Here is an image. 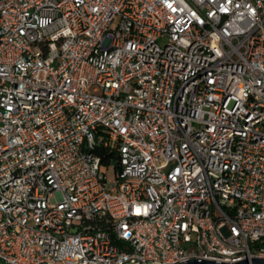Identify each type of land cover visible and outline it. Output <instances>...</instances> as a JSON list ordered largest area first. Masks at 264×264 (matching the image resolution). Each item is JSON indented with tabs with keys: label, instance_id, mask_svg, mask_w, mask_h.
<instances>
[{
	"label": "built area",
	"instance_id": "built-area-1",
	"mask_svg": "<svg viewBox=\"0 0 264 264\" xmlns=\"http://www.w3.org/2000/svg\"><path fill=\"white\" fill-rule=\"evenodd\" d=\"M257 256L264 0H0V264Z\"/></svg>",
	"mask_w": 264,
	"mask_h": 264
},
{
	"label": "water",
	"instance_id": "water-1",
	"mask_svg": "<svg viewBox=\"0 0 264 264\" xmlns=\"http://www.w3.org/2000/svg\"><path fill=\"white\" fill-rule=\"evenodd\" d=\"M176 264H264V257H252L250 259H242L236 262H217L213 260H197L191 259L186 262L176 263Z\"/></svg>",
	"mask_w": 264,
	"mask_h": 264
},
{
	"label": "rangeland",
	"instance_id": "rangeland-1",
	"mask_svg": "<svg viewBox=\"0 0 264 264\" xmlns=\"http://www.w3.org/2000/svg\"><path fill=\"white\" fill-rule=\"evenodd\" d=\"M107 177H108L109 180L113 179L114 172H113V169L112 168H108V170H107Z\"/></svg>",
	"mask_w": 264,
	"mask_h": 264
},
{
	"label": "trees",
	"instance_id": "trees-1",
	"mask_svg": "<svg viewBox=\"0 0 264 264\" xmlns=\"http://www.w3.org/2000/svg\"><path fill=\"white\" fill-rule=\"evenodd\" d=\"M104 157H107V154Z\"/></svg>",
	"mask_w": 264,
	"mask_h": 264
}]
</instances>
